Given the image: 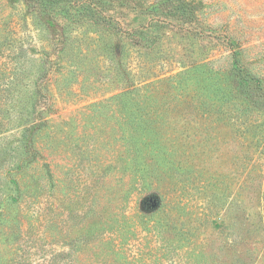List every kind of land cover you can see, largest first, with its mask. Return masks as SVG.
I'll return each mask as SVG.
<instances>
[{
  "label": "rangeland",
  "instance_id": "374dc122",
  "mask_svg": "<svg viewBox=\"0 0 264 264\" xmlns=\"http://www.w3.org/2000/svg\"><path fill=\"white\" fill-rule=\"evenodd\" d=\"M188 1L194 16L184 21L164 7L148 43L76 22L61 52L54 23L43 27L27 0H0V89L13 93L0 107V195L31 140L20 173L27 193L18 203L31 262L62 264L66 252L69 264L101 260L100 220L123 192L115 169L123 146L114 101L93 103L208 61L233 74L201 83L200 94L212 98L202 95L195 109L186 100L170 115L162 140L178 148L181 171L151 169L166 199L181 202L174 212L180 248L168 250L154 230L140 228L128 251L133 264H264V0ZM133 16L115 18L126 26ZM34 107L47 122L32 134L24 121ZM144 195L134 194L130 214L140 216ZM89 234L95 239L87 243Z\"/></svg>",
  "mask_w": 264,
  "mask_h": 264
},
{
  "label": "trees",
  "instance_id": "16d2710c",
  "mask_svg": "<svg viewBox=\"0 0 264 264\" xmlns=\"http://www.w3.org/2000/svg\"><path fill=\"white\" fill-rule=\"evenodd\" d=\"M27 5L35 12L36 18L43 27L54 23L59 28L57 31L64 36L62 42L65 43L60 48L61 52L67 49L68 34L74 29L72 26L76 22L87 25L89 28L94 27L92 32L99 35L109 32L123 39L129 37L126 34H130L129 39L132 41L134 37H138V40L133 42L139 45L141 41L148 43L150 33L154 32L157 26L162 25L163 21L157 17L167 15L163 13L164 7L170 5L172 8L169 11L183 18L184 21H189L188 18L194 16L196 12L194 3L188 0L154 2L148 0H27ZM119 14L134 16L132 20L125 18L126 26H124L121 20L115 18ZM52 68L51 65L50 69ZM232 74L231 70L221 72L216 70L208 61L196 62L173 74L148 78L139 84L132 83L126 89L106 98V101L104 99L93 103L94 106L97 104L108 106L111 101H114L115 111H118L123 146L119 154V163L117 168L115 167L119 176L117 178L123 180L120 186L123 192L115 210L112 212L109 209V215L100 220L103 230L100 248L102 247L103 250L101 252L94 250L96 255L100 254L99 264H133L128 246L138 237L140 228L146 233L154 230L168 250L180 248L179 238H176L180 236L181 226L174 217V212H179L182 207L181 202L180 200L170 202L166 199L159 189L162 176L157 172L151 173V169L154 166L156 169L158 164H162L168 167L166 172L173 171L172 176L180 170L176 164L179 162L174 160L178 148L170 150L162 140L167 138L165 128L170 115L178 114L179 112L174 108L186 100L193 105L202 95L212 98L211 92L202 91V95L200 94L201 83L211 86L219 76L230 77ZM239 74L242 75L240 72ZM42 88L45 89V86ZM9 93H12L10 88L0 89V107L8 103ZM195 108L193 105V109ZM42 113L43 111L38 112L37 117L35 107L31 114L27 113L28 116L24 121L27 131L33 129V134L35 130L46 124L47 119L40 116L43 115ZM3 123L4 120L1 125ZM1 129H3L2 126ZM27 135L25 133L23 137ZM30 143L31 140L23 145L25 152L23 151L19 160L14 162L15 165L8 169L6 176L9 175L10 178L3 184L0 195V264H43L30 261L32 248L27 245L24 247L26 230L18 208L22 194L26 191L21 184L20 173L22 164L31 158L29 157L31 153L28 154V147L32 146ZM48 171L49 177H52V169L49 168ZM124 176H128L129 180H124ZM135 193L146 194L140 200L142 210L140 216L128 212L129 202ZM154 216L157 217L153 218ZM93 228L94 226L91 225L87 232H94ZM87 237L86 241H89L87 243L95 239L92 234ZM81 239H83L82 242L85 241L84 238ZM64 255L62 264H69L68 258L72 254L66 252Z\"/></svg>",
  "mask_w": 264,
  "mask_h": 264
}]
</instances>
